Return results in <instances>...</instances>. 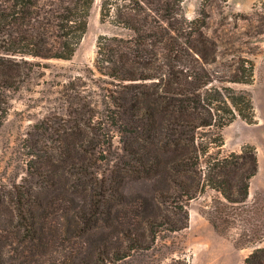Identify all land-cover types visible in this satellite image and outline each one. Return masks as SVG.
<instances>
[{
  "label": "trees",
  "instance_id": "obj_1",
  "mask_svg": "<svg viewBox=\"0 0 264 264\" xmlns=\"http://www.w3.org/2000/svg\"><path fill=\"white\" fill-rule=\"evenodd\" d=\"M94 1L0 0V127L11 92L42 74L41 59L74 56ZM211 1L202 0L199 15L190 19L184 0H103L102 19L133 35H101L96 67L104 84L95 88L81 76L64 83V111L44 117L28 132L27 175L11 188L0 185V205H10L18 241H56L53 229L63 226L53 224L58 216L67 217L65 240L75 235L87 241L99 233L103 238L87 254L71 250L66 264H115L188 227L186 206L206 188L221 195L216 214L208 216L217 231L243 220L238 210L259 170L257 148L245 143L223 154V130L238 117L257 122L250 91L233 84L254 81L251 55L257 51L250 38L264 33V14L256 4L252 15L238 13L250 20L248 36L221 42L209 32ZM217 2L224 8L229 0ZM126 173L153 179L154 198L173 207L172 213L148 212L147 198L127 202L120 186ZM63 182L72 201L84 193L79 206L58 212L46 192ZM261 238L240 237L236 245ZM2 255L0 250V260ZM168 264L188 261L174 257ZM243 264H264V245H255Z\"/></svg>",
  "mask_w": 264,
  "mask_h": 264
},
{
  "label": "rangeland",
  "instance_id": "obj_2",
  "mask_svg": "<svg viewBox=\"0 0 264 264\" xmlns=\"http://www.w3.org/2000/svg\"><path fill=\"white\" fill-rule=\"evenodd\" d=\"M102 2L103 0L94 1L87 31L71 59H41L45 65L40 69L42 74L34 75L18 90L11 92L10 109L0 127V185L4 189L21 182L27 175V156L23 144L34 124L48 115L61 114L64 111L62 85L72 79L78 80V76L95 88L104 84V77L96 67L100 36L118 35L128 38L133 35L132 30L117 25L109 19H102ZM201 4L202 0H184L185 15L190 19L197 17ZM255 4L257 10L264 14V0H255L247 10L235 9L230 1L224 8L220 7L217 0L211 1L208 6L211 13L210 34L219 38L221 42L238 39L240 36L245 39L248 36L246 32L252 27L248 17L238 13L252 15ZM250 40L253 44L252 50L257 51L251 55L256 63L254 81L250 84H233V86L250 91L257 122L249 124L238 117L226 126L223 130L225 145L222 149L223 154L233 150L239 151L243 142L251 143L257 148L259 170L251 179L250 194L246 204L241 205V209L238 210L242 213L243 220L233 226L230 224L225 232L217 231L208 216L216 214V199L221 195L214 189L206 188L186 206L189 211L188 227L166 233V237L159 238L153 249L136 250L131 256L115 264H168L174 257L184 258L188 264H243L245 257L255 245L260 243L264 245V33L253 36ZM96 90L104 92L101 88ZM114 142L120 145L118 137H115ZM154 182L153 179L141 177L136 173H126L121 178L120 186L127 202L140 203L147 198L150 202L147 204L148 212L161 210L172 213L173 207L154 198ZM64 185L63 182L57 190L51 188L46 192L47 197L54 200L53 207L58 212L69 211L76 205L79 206L81 203L78 201V196L84 193L79 191L76 201H72L70 198L72 192L66 193L62 187ZM0 212V250L3 253L0 264L70 263L72 260H68V256L71 250L87 254L93 251L94 241L100 242L103 238L99 233L85 237L87 241L75 235L65 240V224H68L69 220L67 217L58 216L53 225L63 226V231L53 229L54 236L58 234L56 241L55 237L49 244H45V238L37 240V244L26 238L18 241L19 236L14 233V228L10 227L12 216L7 201L1 203ZM47 221L52 222L51 215L48 216ZM70 223L72 224V221ZM68 231L69 237L72 230L68 229ZM3 233L10 235L6 237ZM248 235L262 238L256 240L255 244L236 245L238 238L244 239Z\"/></svg>",
  "mask_w": 264,
  "mask_h": 264
},
{
  "label": "crops",
  "instance_id": "obj_3",
  "mask_svg": "<svg viewBox=\"0 0 264 264\" xmlns=\"http://www.w3.org/2000/svg\"><path fill=\"white\" fill-rule=\"evenodd\" d=\"M230 4L238 10H247L249 9L255 0H229ZM245 142H243L244 144Z\"/></svg>",
  "mask_w": 264,
  "mask_h": 264
}]
</instances>
